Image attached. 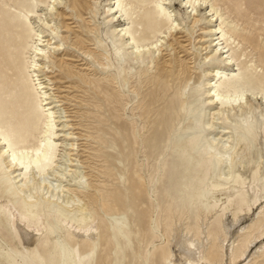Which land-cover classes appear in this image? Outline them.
<instances>
[{
  "label": "bare ground",
  "instance_id": "obj_1",
  "mask_svg": "<svg viewBox=\"0 0 264 264\" xmlns=\"http://www.w3.org/2000/svg\"><path fill=\"white\" fill-rule=\"evenodd\" d=\"M14 17L36 121L8 127L0 100V264H264V57L235 54L250 42L216 3L30 0ZM64 45L92 74L57 58ZM64 80L95 101L110 152L71 159L65 141L58 162Z\"/></svg>",
  "mask_w": 264,
  "mask_h": 264
},
{
  "label": "rangeland",
  "instance_id": "obj_2",
  "mask_svg": "<svg viewBox=\"0 0 264 264\" xmlns=\"http://www.w3.org/2000/svg\"><path fill=\"white\" fill-rule=\"evenodd\" d=\"M29 1L30 0H0V100L6 113L5 116L8 120L7 126L10 128L17 127L20 129V133L26 129H31L32 127L29 125L36 121L35 114L32 113V110L27 106L28 103H26V93H28V90L24 88L26 83L24 81L25 74H23L21 66L22 62L17 56L19 55L18 52L15 51L12 46L13 40H16V42L20 41V38L16 35L17 29L15 26L18 25V18L14 17V8L17 5H26ZM209 2L216 3V9L218 13L222 15V19L227 28L234 27L240 35H244L249 40L250 44L242 42L240 48H235V54H239L241 49H246L247 57L245 61H253L260 64L259 60H263L262 58L264 57V0H209ZM137 11L140 17L149 13V9L146 7L141 8L140 10L137 9ZM84 17L87 18L88 16L85 15ZM104 17L105 16H102L101 18ZM66 22L70 24L74 21L67 20ZM218 23L219 22L213 24V26H216ZM201 25L202 23H200V25L194 30V37L197 36V30ZM71 26L77 27L76 24H71ZM46 35L49 34L46 33ZM185 35L186 33H184L183 36L178 35L177 37H182L180 41L188 51L184 52L179 48H177V51L179 52V56L189 59L192 56L197 55V52H195L197 47H194L195 50L191 51V49H194L192 46L193 42L191 40L189 41ZM71 38H73V36H71ZM55 54L58 59L62 58L68 64L77 68V70H83L92 74V71L88 69L87 65H85L88 61H84L85 58L77 49L64 45L62 49ZM191 54L193 55L191 56ZM201 54H205V52H201ZM245 61L243 60L244 63ZM52 63L53 61L51 64ZM52 69L53 67L49 70L51 73L50 77L57 76L58 72ZM196 73H198V71H196ZM260 75L263 79V75ZM65 82H67V80L60 82L64 87L61 90L63 93L60 97L67 96L65 97L66 99L64 102L58 104L66 113L62 115L58 114L57 117L65 116V118L62 119V122H64V120L67 121V125L69 126L66 133L73 137L67 138L60 136L57 138L56 142L61 143L58 149V162L62 163L63 160L61 159V155L64 152L70 153V150L72 149L69 146L63 145L65 141L68 144L77 145V149L74 147V151L71 152V159H78V157L81 156V160H84L87 159L88 155L96 156L105 152H110L105 145L95 139L97 136L101 135L100 133H97V130H99L97 119L94 115H85L84 113L86 109L92 110L91 104L95 101L92 100L89 93L84 92V90H78L77 92L75 90H68V84H65ZM30 99L31 98H28V101ZM80 99H84L85 101L81 106L78 105ZM100 119L106 121L105 117H101ZM58 124H60V122H58ZM107 124L108 122L102 123V125ZM60 132H62L61 129ZM78 135H81V137H78ZM30 141V144L35 143L32 138H30ZM96 150L99 152L97 153ZM100 161L101 159L90 157V160H88V163H90L87 165L91 166V168L95 167L98 169L99 166L103 165ZM95 170L93 171L92 169L87 168L85 172L89 174L92 173V176L100 177L99 179L92 178L93 181H106V183L109 184L110 180L99 175ZM109 188L112 189L113 187L110 186Z\"/></svg>",
  "mask_w": 264,
  "mask_h": 264
}]
</instances>
